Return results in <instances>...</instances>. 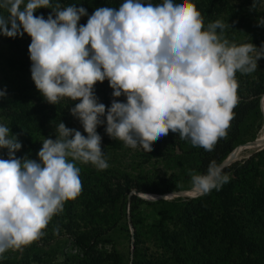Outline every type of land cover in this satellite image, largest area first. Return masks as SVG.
<instances>
[{
  "label": "clouds",
  "instance_id": "clouds-1",
  "mask_svg": "<svg viewBox=\"0 0 264 264\" xmlns=\"http://www.w3.org/2000/svg\"><path fill=\"white\" fill-rule=\"evenodd\" d=\"M42 7L52 9L47 19L34 15ZM0 8L8 13L0 14V34L31 37V78L37 90L49 104L78 100L70 111L87 133L60 122L56 139L43 140L37 162L27 155L17 158L22 144L0 125V149L8 150V158H0V258L40 239L64 203L81 194L74 161L98 170L109 167L96 131L105 123L101 117L106 115V133L126 147L151 152L154 142L171 131L212 151L226 137L239 103L236 73L254 72L264 58V45H236L223 38L220 20L205 29L192 0L156 5L124 0L118 8H97L80 26L87 15L83 7L0 0ZM106 79L113 97L124 95L126 102L114 99L107 109L98 103L94 86ZM5 95L0 91V98ZM259 100L264 111V95ZM189 175L193 193L201 195L230 179L215 161L205 174L189 170Z\"/></svg>",
  "mask_w": 264,
  "mask_h": 264
},
{
  "label": "trees",
  "instance_id": "trees-1",
  "mask_svg": "<svg viewBox=\"0 0 264 264\" xmlns=\"http://www.w3.org/2000/svg\"><path fill=\"white\" fill-rule=\"evenodd\" d=\"M123 2L124 0H51L53 6L60 3L62 8L72 5L85 8L87 15L81 17L78 26L85 25L88 17L97 8H118ZM144 2L156 5L162 4L163 0ZM179 2L180 0H174V3ZM192 2L203 17L205 29L209 23L220 20L225 24L223 38L230 43L236 45L253 43L257 48L264 45V26L259 24L260 21H264V0H192ZM37 10L41 13L35 12L34 15L43 16L45 19L52 12L51 8L42 7ZM2 15L7 16V11ZM217 33H220L219 29ZM0 42L3 45L0 51V73L3 75V83L10 79L13 72L17 75L31 76L28 51L31 37L27 33L23 36L17 35L15 38L0 34ZM259 61L260 65L257 61L258 67L254 72L236 73L239 103L234 109L235 115L227 129L226 137L220 138L212 151H205L202 147L192 150L181 148V153L193 157L198 154L196 161L191 163L188 170L205 174L211 161L219 165L237 147L250 142L244 141L237 145L241 136V125L249 112L257 109L259 98L264 92V58ZM31 89L27 84L18 82L13 92H10V100L0 106L10 111L11 129L22 144L18 153L30 147L34 140L45 132L47 124H58L62 118L60 101L55 105L49 104L36 86L35 93L30 96ZM32 98L40 101L42 105L34 107L30 102ZM103 140L105 144L113 147H117L121 141L107 136H104ZM223 173L230 177L227 183L219 190L212 189L208 194L196 198H175L152 203L131 195L128 199L129 216L133 226L131 264H222L228 258V251L234 250L235 246L250 250L240 264H264L252 256L260 238L257 234L264 231V150L224 167ZM169 189L171 188L153 193L163 195ZM86 191V185L82 186V195H85ZM124 192L127 191L122 190V193ZM119 195L120 193L116 196ZM125 195L127 196V193ZM111 203L114 204V201ZM141 204L162 207L157 212L158 218L152 220L151 224L144 223L145 219L137 214L138 206ZM55 217L58 219V216ZM120 219L121 217L116 220ZM33 243L25 247L32 248ZM205 246L209 248L202 254ZM261 248L264 256L263 246Z\"/></svg>",
  "mask_w": 264,
  "mask_h": 264
},
{
  "label": "rangeland",
  "instance_id": "rangeland-1",
  "mask_svg": "<svg viewBox=\"0 0 264 264\" xmlns=\"http://www.w3.org/2000/svg\"><path fill=\"white\" fill-rule=\"evenodd\" d=\"M5 11L0 8V14ZM35 12L41 13L38 10ZM46 14L44 15L46 16ZM1 45L0 42V51H2ZM258 63L260 65L259 60ZM2 79L3 75L0 73V91H6V95L0 98V106L10 100V92H13L18 82H23L32 88L29 92L30 96L35 93V84L29 75H17L13 72L9 80L3 83ZM112 92L113 89L109 86L107 79L103 83L97 82L94 86L98 103H103L106 109L111 107L114 99L118 102H126L124 95L116 98L113 97ZM31 100L34 107L42 105L35 98ZM60 103V113H62L60 122L70 129L80 131L86 137L87 133L81 122L70 111L79 101L63 98ZM259 104L260 100L257 109L249 112L241 125V136L237 145L244 141L250 142L248 147L241 150L240 155L253 144L255 138L264 129V112L261 111ZM9 112L7 108L0 107V125L10 129L9 136L11 138L13 131ZM101 119L105 123L98 125L96 131L102 137L101 150L104 152L109 167L98 170L91 163L74 161L80 169L82 186L86 185L87 191L84 192L86 194L82 195V192L76 199L65 202L62 212L56 215L58 219L55 216L52 218L44 230V235L33 243L32 248L10 249L0 258V264H131L133 226L129 216V197L133 193H140L156 198L159 195L153 192L164 188H171L165 194L192 190L188 168L192 162L196 161L198 154L193 157L181 153V148L192 150L199 147H194L189 140L181 139L178 133L171 131L167 136L154 142L151 152L144 151L139 145L136 148L126 147L123 141L119 142V148L118 146L113 147L104 143V136L111 137L106 133V115ZM58 125L59 122L58 124H47L45 132L34 140L26 150L15 153L16 157L23 158L27 155L29 159L39 162L37 154L42 148L43 140L45 138L55 140L58 135L55 129ZM256 152L259 150H254L250 155ZM247 157L244 156L243 159H247ZM0 158H8L7 149H0ZM69 159L71 160V158ZM122 190L127 192L122 193ZM147 190L149 193H145ZM118 193L120 195L116 196ZM175 198L183 197H174L173 199ZM113 201L114 204L111 203ZM161 208V206L141 204L138 206L137 214L145 219L144 223L151 224L152 220L158 218L157 212ZM120 217L121 219L117 221L116 219ZM115 221H117L116 225H114ZM257 235L260 238L252 256L257 261L264 262L263 249L261 248V246L264 248V231H260ZM208 248L207 246L203 247L202 254ZM247 252L250 250H243L235 246L234 250L228 251V258L222 264L243 263Z\"/></svg>",
  "mask_w": 264,
  "mask_h": 264
},
{
  "label": "bare ground",
  "instance_id": "bare-ground-1",
  "mask_svg": "<svg viewBox=\"0 0 264 264\" xmlns=\"http://www.w3.org/2000/svg\"><path fill=\"white\" fill-rule=\"evenodd\" d=\"M264 112V111H263ZM248 143L242 145V146H239L237 147L229 156L228 158L223 162V163H226V162H233V161H237L239 159H243L244 156H249L251 154V152H253L254 150H259V149H263L264 148V129L260 132V134L258 135V137L254 140L253 144L245 151L243 152L241 155V150L245 147H248ZM181 193H186V194H193V191L190 190V191H185V192H182L180 191ZM178 192H175V193H171V194H167L168 196H171V195H174ZM142 196H144L145 198H147L148 200H157L158 197L156 198H151L149 197L148 195H144V194H141Z\"/></svg>",
  "mask_w": 264,
  "mask_h": 264
},
{
  "label": "water",
  "instance_id": "water-1",
  "mask_svg": "<svg viewBox=\"0 0 264 264\" xmlns=\"http://www.w3.org/2000/svg\"><path fill=\"white\" fill-rule=\"evenodd\" d=\"M261 150H264V148L263 149H259V151H261ZM250 156H248V157H250ZM239 160H241V159H239ZM239 160H237V161H239ZM234 162H236V161H234ZM231 163L232 162L220 163L219 166L223 169L224 167L229 166ZM167 194L160 195L156 201H152V200H148L147 198L142 196L140 193H133V195H137L142 200H145L147 202H152V203H158V202H161V201H164V200L173 199L174 197L196 198V197L201 195V194H194V193L193 194H186V193H181V192H178V193H176L174 195H171V196H168Z\"/></svg>",
  "mask_w": 264,
  "mask_h": 264
}]
</instances>
